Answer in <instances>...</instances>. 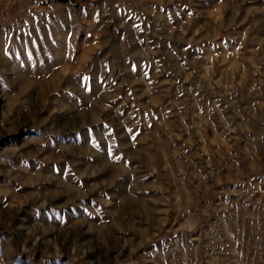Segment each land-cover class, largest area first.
Listing matches in <instances>:
<instances>
[{
    "label": "rangeland",
    "instance_id": "1",
    "mask_svg": "<svg viewBox=\"0 0 264 264\" xmlns=\"http://www.w3.org/2000/svg\"><path fill=\"white\" fill-rule=\"evenodd\" d=\"M0 264H264V0H0Z\"/></svg>",
    "mask_w": 264,
    "mask_h": 264
}]
</instances>
